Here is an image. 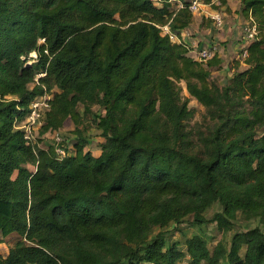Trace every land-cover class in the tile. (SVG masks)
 <instances>
[{
	"label": "trees",
	"instance_id": "obj_1",
	"mask_svg": "<svg viewBox=\"0 0 264 264\" xmlns=\"http://www.w3.org/2000/svg\"><path fill=\"white\" fill-rule=\"evenodd\" d=\"M238 1L256 34L247 67L219 90L207 69L215 55L201 65L159 29H187L190 2L0 0V236L20 238L0 264H179L166 234L148 239L154 228L191 216L229 231L238 215L264 227V0ZM180 82L212 122L198 151ZM53 89L40 134L75 124L78 105L89 112L93 100L103 109L98 155L78 127L73 152L58 160L14 126ZM134 237L145 242L133 246ZM185 244L187 264H264L258 226L212 250L197 234Z\"/></svg>",
	"mask_w": 264,
	"mask_h": 264
},
{
	"label": "rangeland",
	"instance_id": "obj_2",
	"mask_svg": "<svg viewBox=\"0 0 264 264\" xmlns=\"http://www.w3.org/2000/svg\"><path fill=\"white\" fill-rule=\"evenodd\" d=\"M181 1L191 2L192 0ZM198 2L199 7L192 13V20L188 25L189 30L187 38H185L186 41L182 42L181 40V43L192 45V47L196 50L208 48L214 53L217 63L207 68L210 74L209 82L220 90L228 84L229 79L235 72L242 71L247 67L243 62L245 58V47L239 46V44L244 39L248 40V38H246L245 28H247L249 24L247 23V20H245V18L241 15L240 6L236 0H226L225 5H221L218 0H212L209 3H207L205 0H198ZM155 3L156 6H160L157 4V2ZM175 6L176 2L171 1L170 7L175 9ZM215 13H219L222 16V24L220 26L216 25L210 18L211 15ZM161 33L163 34V32ZM189 38L195 39L192 44H190L191 39ZM253 39H251V41ZM32 55L33 53L29 55L26 64L35 63L36 58ZM206 61L207 60L200 61V64L205 66ZM39 77H41V73L36 75L34 81L35 83ZM32 85L33 83L30 86ZM179 85L182 88L181 97L187 100L189 109H192L193 111L190 119L186 121V130H189L190 132V138L194 143V151H198L201 147L199 136L208 134L209 127L212 125V122L207 118L206 109L187 94L184 83L180 82ZM54 92H57V90L53 89L50 94L47 96L45 95V97L48 99L46 101L47 107L45 108L39 123L35 125L33 134L35 141H39V145L41 147H48L50 145L54 146L55 138L59 137L62 139L60 147L65 150L67 156L74 150L73 145L77 141V136H75L76 134H74V131L76 127H78L79 131H82V136L87 138L89 141V144L86 146L85 150L90 149L92 152L97 153L99 151V144L97 141H99L98 135L100 130L97 128L96 122L98 117L103 114V109L93 100L89 102V112H84L82 105H78L77 110L80 113L81 118L75 124L72 120L66 119L57 131L45 133L43 135L40 134L44 115L50 110V101L53 98ZM6 98H11V96H6ZM26 121L27 120H20L18 122H20V125H23L26 123ZM14 125H16V123ZM18 126L19 125L17 124L16 127ZM263 132L264 127L258 130L259 134ZM66 156L57 158L58 160H62ZM16 174L17 172L14 171L12 173V178H14ZM217 211H219V207L218 205L214 204L204 213V217L209 219L212 214ZM191 220V216H188L185 221L179 225L170 224L164 228H154L148 239L153 237L158 232L166 234L167 243H174L177 249L182 253V257L178 263L187 264L189 258L186 253L185 241L192 235L197 234L203 237L208 243V248L212 250V248L219 241L224 242L228 246L229 240L235 232H244L255 226H258L264 230V227H262L257 220H246L239 215L229 231H223L219 229L214 222H209L203 224L200 227H196L190 224ZM19 239V236L16 234H11L6 238H2L0 236V255L2 257L6 256L9 249ZM144 242L145 240H140L139 238L134 237L131 244L133 246H140ZM143 264L150 263L144 261Z\"/></svg>",
	"mask_w": 264,
	"mask_h": 264
},
{
	"label": "built area",
	"instance_id": "obj_3",
	"mask_svg": "<svg viewBox=\"0 0 264 264\" xmlns=\"http://www.w3.org/2000/svg\"><path fill=\"white\" fill-rule=\"evenodd\" d=\"M180 7H182V4L177 1L175 8L177 9ZM198 7H199L198 0H192L189 4L188 9L190 12L193 13L194 11L197 10ZM210 18L214 21L216 25L220 26L222 24V16L219 13H215L211 15ZM159 29L161 32H163V35L168 36L170 41L175 42V43H181V41L177 39L176 34L170 29V26L168 24L159 26ZM245 31H246V38H248V40H251L254 38L256 34L254 25L248 26L247 28H245ZM184 44H185V47L189 50L190 55L193 58L195 57L196 60L198 61L208 60L214 55V53L208 48H201V49L196 50L192 47V45H189L186 43ZM244 53H246V51H244ZM32 56L36 57L34 53ZM43 75L44 74L41 73V76ZM45 95L47 96L48 94L45 93L42 96H37L31 101L29 105L28 114L26 115L24 119L21 120V121L27 120L26 123L17 127L18 129L23 131L24 139L27 141L28 145H32L33 143L36 142L35 139L33 138L34 128H35V125L39 123L41 116L43 115L44 110L47 107L46 101L48 99L45 97ZM61 142H62V139L59 137H56L55 145L54 146L52 145L54 147L56 159H58L57 157L66 156L65 150L60 147Z\"/></svg>",
	"mask_w": 264,
	"mask_h": 264
},
{
	"label": "crops",
	"instance_id": "obj_4",
	"mask_svg": "<svg viewBox=\"0 0 264 264\" xmlns=\"http://www.w3.org/2000/svg\"><path fill=\"white\" fill-rule=\"evenodd\" d=\"M238 3H239V1L238 0H236ZM240 6V5H239ZM245 20H247V23L249 24V22H250V20L249 19H246L245 18ZM249 26H250V24H249ZM188 28L187 29H184V30H180L179 31V33H176V32H174L175 34H176V36H177V39L178 40H182V42H185L186 41V39L185 38H187V34H188ZM189 39H191V43L190 44H192V42L195 40V39H192V38H189ZM249 41H251V40H247V39H244L240 44H239V46H242V47H245V49H246V47H247V45H248V43H249ZM187 44V43H186ZM244 51H246V50H244ZM16 123V125H14L15 127L17 126V124L20 126V122H15ZM17 128V127H16ZM98 139H99V137H98ZM98 142V144H99V142H100V139H99V141H97ZM88 150H90V149H88ZM91 151V150H90ZM92 152V151H91ZM94 155H98L99 154V151L96 153H94V152H92Z\"/></svg>",
	"mask_w": 264,
	"mask_h": 264
}]
</instances>
